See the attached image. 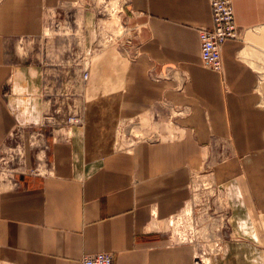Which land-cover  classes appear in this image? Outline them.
Masks as SVG:
<instances>
[{"label": "crops", "instance_id": "obj_1", "mask_svg": "<svg viewBox=\"0 0 264 264\" xmlns=\"http://www.w3.org/2000/svg\"><path fill=\"white\" fill-rule=\"evenodd\" d=\"M71 1L0 0V159L18 151L8 98L15 76L30 71L25 81L37 104L44 82L20 55V41L32 50L48 17ZM231 6L240 34L223 43L218 73L201 63L198 48L196 27L212 23L208 0H127L124 22L136 31L117 117L142 122L145 138L95 158L67 129L37 130L42 146L24 148L28 165L0 189V264H80L99 252L114 264H188L192 247L168 244L166 226L189 199L203 154L218 153L225 156L211 165L215 181L243 192L264 256V0ZM156 106L169 108L153 116Z\"/></svg>", "mask_w": 264, "mask_h": 264}, {"label": "rangeland", "instance_id": "obj_2", "mask_svg": "<svg viewBox=\"0 0 264 264\" xmlns=\"http://www.w3.org/2000/svg\"><path fill=\"white\" fill-rule=\"evenodd\" d=\"M126 2L72 0L48 17L32 50L30 42L21 39L20 55L39 71L44 82L38 104L30 83L25 81L30 71L26 78L16 75L18 85L12 84L8 89L17 118L11 145H18V151L4 154L9 172L0 169V174L21 171L24 160L28 165L24 148L35 151L39 148L36 145L42 146L40 139L37 142L33 136L39 129L58 133L67 129L70 135H79L86 155L95 158L145 138L142 122L117 117L123 71L134 48L136 31L124 22ZM84 72L88 73L85 82L81 80ZM95 85L100 88L94 89ZM167 109L156 106L153 116L165 114ZM34 114L40 116V121ZM203 155L204 163L187 183L189 199L177 214L171 215L174 227L166 226L167 243L184 251L192 247L188 264H264L260 248L263 235L243 192L238 186L233 193L229 183L215 181L211 165L222 162L225 155ZM37 159H41V154ZM237 238L251 241L257 249H242L234 242ZM182 258L187 262L186 257Z\"/></svg>", "mask_w": 264, "mask_h": 264}, {"label": "bare ground", "instance_id": "obj_3", "mask_svg": "<svg viewBox=\"0 0 264 264\" xmlns=\"http://www.w3.org/2000/svg\"><path fill=\"white\" fill-rule=\"evenodd\" d=\"M208 1H209L210 10H211L212 23L208 27H206V26L196 27L198 48H199V53H200V61L203 65H204V63L201 60V52H200V49H201L200 30L214 28V31L216 33L212 35L214 38V41L212 44L211 52L212 53L218 52L220 59H221V47H222L223 43L228 39H234V38L239 37V34H240V30L238 29L237 25L234 22L231 0H230L229 7L226 9V12H227L226 16L228 17L227 19H221V18H223V12L221 10H219L217 7L219 0H208ZM229 25L231 26V28L229 30L225 29ZM232 33H235V34L233 36L229 37ZM219 38H223V39L220 40ZM221 68H222V61H220V67L218 69L219 71H217L218 73L221 72ZM87 74H88L87 72H84L83 75H81V80L83 82L87 79ZM70 121H71V119H70ZM6 159L7 158H5L3 156L0 159V161L9 163ZM2 170L5 171L4 169H2ZM6 171L9 172L8 169H6ZM10 180L11 179H10L9 173L1 172V174H0V188H5V189L10 188L12 186V183ZM179 216H181V215H179ZM173 222H175V220L172 221V219L170 218L168 221V225L169 226L172 225V227H174ZM99 256H102L103 258L110 259L112 264H114L112 255L110 253H107V252H99V253L84 255L80 260V264H85L87 261L100 262L102 259H100Z\"/></svg>", "mask_w": 264, "mask_h": 264}, {"label": "built area", "instance_id": "obj_4", "mask_svg": "<svg viewBox=\"0 0 264 264\" xmlns=\"http://www.w3.org/2000/svg\"><path fill=\"white\" fill-rule=\"evenodd\" d=\"M230 0H219L217 7L219 10L223 12V18L221 19H227L228 17L226 16L227 12L226 9L229 7ZM231 26H227L225 29L229 30ZM216 32L214 31V28L211 29H202L200 30L201 34V60L202 62L210 67L214 71H219L220 67V61L221 59L219 58L218 52L212 53V44L214 41L213 34ZM235 33H232L229 37L233 36ZM222 40L223 38H219ZM86 76V75H85ZM100 259H102L100 262L96 261H87L85 264H112L111 260L108 258H103L102 256H99Z\"/></svg>", "mask_w": 264, "mask_h": 264}]
</instances>
